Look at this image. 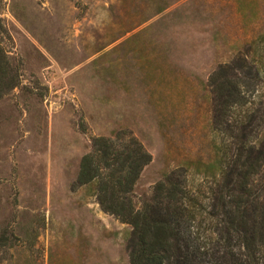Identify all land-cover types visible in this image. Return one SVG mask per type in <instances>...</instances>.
<instances>
[{
	"label": "rangeland",
	"instance_id": "rangeland-1",
	"mask_svg": "<svg viewBox=\"0 0 264 264\" xmlns=\"http://www.w3.org/2000/svg\"><path fill=\"white\" fill-rule=\"evenodd\" d=\"M262 35L264 0H0L17 81L0 98V264H124L131 226L76 184L81 157L94 137L127 130L151 154L136 198L182 168L206 192L204 164L230 142L208 77L255 49L246 133L259 134L264 42H249Z\"/></svg>",
	"mask_w": 264,
	"mask_h": 264
},
{
	"label": "trees",
	"instance_id": "trees-1",
	"mask_svg": "<svg viewBox=\"0 0 264 264\" xmlns=\"http://www.w3.org/2000/svg\"><path fill=\"white\" fill-rule=\"evenodd\" d=\"M258 42L264 35L249 47ZM7 64L0 47V98L17 85ZM260 74L254 49L250 60L247 54L233 58L208 77L216 124L229 120L230 142L217 147L214 162L204 164L211 178L206 192L189 187L182 168L164 174L138 199L134 188L151 154L127 130L92 139L76 184H93L100 209L131 226L129 264H264V129L246 133L259 111L247 93L255 91ZM6 244L0 233V250Z\"/></svg>",
	"mask_w": 264,
	"mask_h": 264
},
{
	"label": "crops",
	"instance_id": "crops-1",
	"mask_svg": "<svg viewBox=\"0 0 264 264\" xmlns=\"http://www.w3.org/2000/svg\"><path fill=\"white\" fill-rule=\"evenodd\" d=\"M100 210H101V209H100ZM124 264H129L128 254H127V256H126L125 259H124Z\"/></svg>",
	"mask_w": 264,
	"mask_h": 264
}]
</instances>
